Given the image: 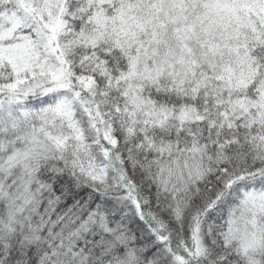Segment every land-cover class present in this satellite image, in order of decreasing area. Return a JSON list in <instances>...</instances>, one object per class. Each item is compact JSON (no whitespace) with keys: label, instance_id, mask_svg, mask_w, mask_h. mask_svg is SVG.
Masks as SVG:
<instances>
[{"label":"snow or ice","instance_id":"snow-or-ice-1","mask_svg":"<svg viewBox=\"0 0 264 264\" xmlns=\"http://www.w3.org/2000/svg\"><path fill=\"white\" fill-rule=\"evenodd\" d=\"M0 264H264V0H0Z\"/></svg>","mask_w":264,"mask_h":264}]
</instances>
